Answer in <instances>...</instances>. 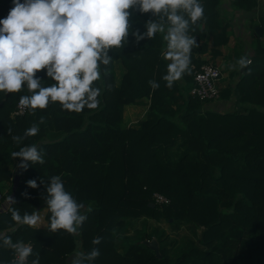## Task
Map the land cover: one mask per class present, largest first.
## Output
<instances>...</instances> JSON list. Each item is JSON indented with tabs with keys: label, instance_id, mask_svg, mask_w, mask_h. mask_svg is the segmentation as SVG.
Here are the masks:
<instances>
[{
	"label": "trees",
	"instance_id": "1",
	"mask_svg": "<svg viewBox=\"0 0 264 264\" xmlns=\"http://www.w3.org/2000/svg\"><path fill=\"white\" fill-rule=\"evenodd\" d=\"M201 3L206 19L191 32L199 44L191 55V65L196 67L207 62L195 54L208 48L213 55L220 53L230 25L221 19V0ZM257 3L232 0V7L251 12ZM12 7L13 0H0V19ZM154 19L150 12L132 10L131 29L143 33L147 21ZM258 24L264 34V15ZM255 37L251 64L220 90L219 98L233 97L235 105L223 113L202 109L204 101L189 94L193 69L171 89L165 86L162 76L169 61L161 57L166 42L159 33L139 43L130 34L124 47L110 50L113 59L101 66V79L94 83L102 90L95 109L74 113L50 103L34 115L26 109L23 115L13 116L20 96L30 93L26 87L19 93H0V183L11 181L12 166L21 163L11 153L20 147L37 144L45 160L43 165L29 162L27 170L18 167L15 202L9 207L21 214L47 209L45 185L49 177L60 175L87 213L78 235L49 231L48 210L46 227L24 225L8 233L13 242L32 244L34 255L28 264L36 253L40 264H65L76 250L87 253L94 247L100 255L92 264H264V43ZM37 76L45 86L53 83L45 71ZM150 79L159 88L153 90ZM143 98L148 99L144 115L135 126L124 123V107ZM41 116L45 123L39 125L37 136L20 145L13 142L9 128L12 135L23 136ZM29 180H36L38 187L28 186ZM155 193L168 203H156ZM1 194L4 200L6 194ZM139 218L166 220L174 228L186 224L200 232L171 257L155 233L144 231L139 240L129 236V227ZM10 226H15L10 211H0V232ZM95 237L103 238L99 245L92 244ZM153 237L160 258L143 243ZM12 257L11 249L0 246V264H11Z\"/></svg>",
	"mask_w": 264,
	"mask_h": 264
},
{
	"label": "clouds",
	"instance_id": "2",
	"mask_svg": "<svg viewBox=\"0 0 264 264\" xmlns=\"http://www.w3.org/2000/svg\"><path fill=\"white\" fill-rule=\"evenodd\" d=\"M13 5L7 17L0 19V93H19L26 87L30 94L20 96L18 106L33 115L50 103H58L62 110L74 113L86 107L97 108L102 90L94 83L101 79V66L111 63L110 50L124 47L130 34L137 43L162 34L166 46L161 49V57L169 61L162 80L171 89L185 74L191 75L192 49L199 47L191 32L198 21L206 19L201 0H13ZM132 10L150 12L155 17L147 21L145 32L132 31ZM250 64L245 54L229 68L242 71ZM41 71L53 83L42 84L43 79L37 76ZM148 84L153 90L160 86L154 79ZM44 123L41 116L23 136L12 135L10 128L8 133L20 145L24 139L37 136L39 125ZM11 156L20 158L19 167L24 170L29 162L45 163L42 150L35 143L20 147ZM27 184L38 187L36 180ZM45 187L44 201L51 214L48 230L78 235L87 220L85 205L66 190L60 175L49 177ZM10 201L15 202L11 197ZM91 210L89 206L87 211ZM7 211L15 227L0 232V246L14 252L11 264H28V258L34 255L32 244L13 242L8 233H14L19 226L36 227L41 222L40 211L21 214L18 208L11 207ZM102 239L95 237L92 244L99 245ZM76 243L79 247V241ZM99 255L96 247L87 253L76 250L71 264H92ZM31 264H40L39 253Z\"/></svg>",
	"mask_w": 264,
	"mask_h": 264
},
{
	"label": "crops",
	"instance_id": "3",
	"mask_svg": "<svg viewBox=\"0 0 264 264\" xmlns=\"http://www.w3.org/2000/svg\"><path fill=\"white\" fill-rule=\"evenodd\" d=\"M257 2H258L257 7L253 11L246 12L242 9H234L232 7V0H221L220 3L221 19L223 22L226 21L230 22V25L226 33L228 40L225 44L221 45L218 48L220 53H218L217 55H213L211 48H208L203 53L195 54L197 58L204 60L207 63H211L217 67L218 65H220L222 67V68L219 67L221 72V77L217 81V85L220 90L227 83L230 84V82L233 81L234 83V81H236L238 77L237 73H239V71L231 70L229 68V65L235 63V61L238 60L239 54H241V52L244 53V55L247 54L249 59L253 55L254 44L258 40L256 39L255 36H259L254 31V28L256 26H260L258 24L259 16L264 15V7H263L264 2L262 0H257ZM207 39L208 37H206L205 41ZM147 104H148L147 98H143L135 104H129L135 106V125L137 124V120L144 115L147 109ZM202 109L215 110L220 113L226 111H232L235 109L234 98L233 97H231L230 99L218 98L216 100L203 102ZM18 167H19L18 163L12 166L11 170L13 172V177L11 181L5 180L0 183L1 193L6 194L8 190L13 187V179L16 175H19L17 172ZM2 201L0 202V209H2V205H1ZM37 211H40L39 214L41 216V222L36 227L44 228L47 225V221L45 219V214L47 209L41 208Z\"/></svg>",
	"mask_w": 264,
	"mask_h": 264
},
{
	"label": "rangeland",
	"instance_id": "4",
	"mask_svg": "<svg viewBox=\"0 0 264 264\" xmlns=\"http://www.w3.org/2000/svg\"><path fill=\"white\" fill-rule=\"evenodd\" d=\"M262 1L264 2V0ZM259 41L264 43V34L260 37ZM242 55H244V53L241 52V54H239V58ZM219 67L221 66L218 65V68ZM124 123L129 126H135V106L129 105L124 108ZM10 194L7 195L6 193L4 200L8 199ZM132 224L133 226L129 227L128 230L129 236L132 239L139 240L140 233H143L144 231L150 235L155 233L156 237L164 240V244L171 257H173L177 252L186 249L190 239H195L198 232H200L198 228L194 229L186 224H182L179 228H174L166 220L155 221L149 218H139ZM156 237L154 238L156 239ZM117 246L119 250H123V244L120 241L117 242Z\"/></svg>",
	"mask_w": 264,
	"mask_h": 264
},
{
	"label": "built area",
	"instance_id": "5",
	"mask_svg": "<svg viewBox=\"0 0 264 264\" xmlns=\"http://www.w3.org/2000/svg\"><path fill=\"white\" fill-rule=\"evenodd\" d=\"M193 69V81L194 84L191 87L190 94L200 101H211L219 98L220 89L217 85V81L221 77L220 69L211 64L203 63L199 67L194 64L191 65ZM19 101L16 102L15 108L12 112L13 116L23 115L26 109H21ZM154 200L158 204L168 203V199L160 194H153ZM2 201V194L0 193V202ZM15 258L13 252L12 260Z\"/></svg>",
	"mask_w": 264,
	"mask_h": 264
},
{
	"label": "water",
	"instance_id": "6",
	"mask_svg": "<svg viewBox=\"0 0 264 264\" xmlns=\"http://www.w3.org/2000/svg\"><path fill=\"white\" fill-rule=\"evenodd\" d=\"M254 31L259 35L261 36L262 35V29L260 26H256L254 28ZM18 181H19V175H16L13 179V187H12V191H11V194L9 196L8 199H5L2 201V209H0V211H6L7 208L9 207V205L11 204L12 201H10V197L11 199L13 200L14 198V193H15V188L18 184ZM153 205V203H152ZM15 227V226H14ZM1 232H8L6 230H3ZM11 233V232H10ZM143 243L148 246L156 255V257L160 258V253H159V248H158V242L157 240L153 237L152 239L150 240H143ZM74 258V253H71L67 258H66V262L65 264H69L71 262V260Z\"/></svg>",
	"mask_w": 264,
	"mask_h": 264
}]
</instances>
